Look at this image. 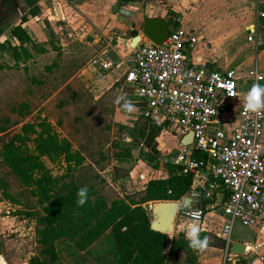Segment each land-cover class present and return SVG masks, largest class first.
Wrapping results in <instances>:
<instances>
[{
  "label": "rangeland",
  "instance_id": "374dc122",
  "mask_svg": "<svg viewBox=\"0 0 264 264\" xmlns=\"http://www.w3.org/2000/svg\"><path fill=\"white\" fill-rule=\"evenodd\" d=\"M58 3V12L63 13L62 18L56 17L53 13L56 10L53 9L39 19L40 22L36 21L41 24L43 21L50 36V32H54V36L45 45L43 43L36 49L30 47L33 56L30 61L10 66L6 57H0V65L4 66L0 70V129L19 132L21 123L39 124L46 121L60 140H69L74 150L82 151L86 157L84 167L66 177L59 187L64 182L74 180L79 185H93L99 195L109 202L121 197L120 193L124 197H138L137 189L146 185L148 180L165 176L166 172L176 166L173 159L181 152L178 138L169 129L162 134L160 143L165 152L160 155V162L165 168L167 166L164 170L151 164L150 154L144 150L140 152L136 142L141 140V129L144 125L149 127V123L142 119L137 122L134 119L139 117L136 111L129 113V119L119 117V112L127 110L123 107L125 101H137L134 90L122 82L108 89L111 82L122 77L125 69L103 73L90 67L91 59L105 48L110 38H113L114 44L124 43L119 39L123 37L121 31L117 32V27L97 30L90 19L78 15L73 9H65L67 0H58ZM54 26L58 32L52 30ZM142 26L143 13L136 33L141 32ZM40 48L45 51L41 53ZM22 104L29 107L23 114L14 110ZM120 123L125 124L123 129ZM135 123L137 125L133 128ZM33 147L30 143L29 150H33ZM130 150H134V155L126 157ZM117 154L123 158L119 159ZM188 160V157L184 158L181 164L186 165ZM43 162L55 178L67 176L68 167L63 160L51 162L43 158ZM112 175L114 178L122 177V183L118 184L119 180L115 184ZM0 178L6 182L9 189L7 192L13 198H6L0 188L2 256L8 264H25L31 257L39 255L36 231L42 217L41 207L30 194L31 191L22 186L1 163ZM153 204L145 205L150 215ZM252 232L251 229L237 226L233 237L244 239L250 237ZM57 250L59 264H71V260L84 261L89 255L80 253L68 241L58 242ZM222 257L223 254L220 255V264ZM5 260L3 262L7 264ZM170 264H186L185 256H178Z\"/></svg>",
  "mask_w": 264,
  "mask_h": 264
},
{
  "label": "built area",
  "instance_id": "2783aa9c",
  "mask_svg": "<svg viewBox=\"0 0 264 264\" xmlns=\"http://www.w3.org/2000/svg\"><path fill=\"white\" fill-rule=\"evenodd\" d=\"M248 40L254 43V35ZM197 43L181 28L171 29L160 46L143 37L127 48L109 41L91 59L90 67L103 73L123 67V83L134 90L140 117L182 139L193 133L192 148L201 157L189 159L185 173L211 184L195 187L190 195L197 202H214L218 197L217 205L212 202L207 209L222 207L225 220L218 230L229 242L236 224H264V109L244 111V102H238V70H220L211 61L197 59ZM248 76L254 82L264 80L257 66ZM177 217L196 225L206 213L194 206L179 209Z\"/></svg>",
  "mask_w": 264,
  "mask_h": 264
},
{
  "label": "crops",
  "instance_id": "0c3cea01",
  "mask_svg": "<svg viewBox=\"0 0 264 264\" xmlns=\"http://www.w3.org/2000/svg\"><path fill=\"white\" fill-rule=\"evenodd\" d=\"M120 1L121 0H67V8L65 9H73L78 15L90 19V23H93L92 25H94L97 30L103 31L106 30V28L117 27L118 30L116 31H121L120 34L123 36L119 37V39L123 40L124 43L114 44L113 38H110L106 43L112 41L114 45L123 48L131 46L134 34L139 27L141 13H143V22L146 18H162L168 23L170 30L176 28L186 30L193 34L198 40L195 49V57L197 59L211 61L214 63L215 68L220 70H238V85L240 90L238 102L240 104L244 102L245 94L254 83L248 76V71L254 66H257L259 73L264 74V18H261V14H264V0H161L162 3H160V0H134L124 4H121ZM71 3L74 5H71ZM58 5V0H0V43L9 41L12 45L19 46V41L12 36L11 32L16 26L21 25L30 36L33 43L39 45L44 43L45 45L51 36L44 22L42 21L41 24L36 21L50 13L53 9L56 10L53 12L56 14V17L62 18L63 13L58 12ZM172 14L174 15L171 16ZM60 18L58 19L59 21ZM52 19L55 20L54 17ZM38 22H40V20ZM60 29H62V27H60ZM52 30L58 32L56 26H54ZM137 34L141 35V32ZM251 34L255 37L254 43L248 40ZM28 48L30 49V46H28ZM0 57H6L8 60L6 58L5 60L10 66L15 64L11 53L8 51H1ZM84 68L85 66L81 69V72ZM121 69H123V67L119 68V70ZM123 80L124 72L120 79H116L109 84L110 86L108 89L113 88L120 82L123 83ZM258 83L264 84V80ZM134 111L139 114L138 109L134 106L129 112H119V117L122 119L125 117L129 119L131 118L129 113H133ZM140 118L139 114V117L137 116L134 119L138 122ZM145 120L150 124L147 119ZM136 123L133 124V128L136 127ZM120 125L124 127L125 124L120 123ZM164 130L166 129H162L159 137L156 138L160 154L155 160H151V164H155V166L157 165L163 170L165 165L160 162L162 160L160 155L162 156L164 150L161 146L160 139L162 138ZM174 135L177 136L178 143L180 144L179 147L181 148L180 154L176 157L177 160L176 158L173 159L175 160L174 164L183 167L181 173H185L186 165L181 164L183 159L186 157L195 159L196 152L192 148L193 145L183 146L181 136L177 134ZM137 148H139L140 152L144 150L146 154H150L149 156H151V150L145 146V144L141 143ZM167 151L169 152L170 150H166V152ZM131 154L134 155V150H131ZM179 174L180 172L177 173V175ZM170 175L169 172H166L165 176L155 179H166L170 177ZM192 175L195 187H210L211 182H205L201 178L195 177L194 174ZM112 180L115 184L120 180L118 183L120 184L123 178L116 179L112 175ZM150 180H148V182ZM145 187L146 185H142L141 188L137 189V192H142ZM212 190L217 194L216 189L213 188ZM191 192L192 190L182 197L181 200L177 201L179 203V209L194 206L203 208L205 205L203 209L205 210L206 218L201 224L191 225L181 222L177 217L174 231L176 234L173 233L174 236L181 234L185 236L184 232L189 227L196 226L200 231L210 233L225 242L224 249L206 246L203 251H200L199 264H220L221 254H223L221 264H264V224L256 227H243L236 224L231 233L230 241H225L220 237V231L218 230L223 224V219L225 220V218L221 216L223 211L222 207H217L214 210L207 209V205L212 204L213 201H194L191 198ZM119 195L124 198L121 193ZM215 197L217 200H214L213 206H216L218 203V197L216 195ZM183 201H185V203ZM218 218H220V221H218ZM237 226L253 230L252 235L244 239H235L233 237V232ZM168 236L170 238L171 235ZM172 238H170V240ZM233 243L244 244L249 247V250L243 255L233 254L231 252ZM115 251V241L113 233L110 230L89 249L80 252L85 255L89 253L84 261L79 262L71 260L70 263L119 264L115 257ZM168 252L169 249H167L166 253ZM180 255L185 256L183 253H180L178 256ZM0 257L4 259L2 255H0ZM1 258L0 264H5L3 262L5 259L2 260ZM176 258H172L170 261ZM170 261L168 264H170ZM5 262L7 263L6 260ZM56 264H59V260Z\"/></svg>",
  "mask_w": 264,
  "mask_h": 264
},
{
  "label": "trees",
  "instance_id": "16d2710c",
  "mask_svg": "<svg viewBox=\"0 0 264 264\" xmlns=\"http://www.w3.org/2000/svg\"><path fill=\"white\" fill-rule=\"evenodd\" d=\"M131 1L134 0L120 2L124 4ZM11 34L20 45L14 46L9 41L0 43V52H10L15 66L28 62L33 57L28 46L36 49L39 44L33 43L21 25L16 26ZM51 35L54 36V33L51 32ZM39 51L42 53L45 50L40 48ZM3 68L4 66L0 65V70ZM130 104L132 107L137 105L136 102ZM14 110L23 114L29 107L22 104ZM126 112L129 111L123 113ZM140 119L148 124L144 117ZM20 125L19 132H8L7 128L0 129V163L22 186L31 191L30 194L37 199L41 207L42 217L36 231L39 255L31 257L28 264H56L59 260L58 242L68 241L76 250L84 252L110 230L113 233L115 257L117 259L118 256L119 264H168L180 253L185 254L186 264H199L200 251L191 249L184 235L174 236L170 240L168 235L152 230L151 215L145 206L157 201H179L195 188L193 175L181 173L183 167H173L169 172L170 177L166 179L150 180L145 189L138 192V197L132 195L117 197L109 202L99 195V191L93 185H79L72 180L70 183H62L59 187L66 177L84 167L86 157L83 152L75 151L69 140H60L46 121ZM148 125L149 127L144 125L141 129V140L136 142V145L144 143L150 148V160L153 161L160 154L156 138L159 137L162 128ZM30 143L34 145L33 150H29ZM130 156L131 150L126 157ZM195 156L201 157L198 152ZM117 157L123 158L121 154H117ZM43 158L51 162L63 160L68 167L67 176L55 178L44 164ZM80 187L88 188V198L83 205L76 202L77 189ZM0 188L6 198L13 199L7 192L8 186L2 178ZM226 199L225 197L223 201ZM199 235L201 238L207 237L208 247L225 248V242L216 236L204 231H200Z\"/></svg>",
  "mask_w": 264,
  "mask_h": 264
},
{
  "label": "water",
  "instance_id": "95a60500",
  "mask_svg": "<svg viewBox=\"0 0 264 264\" xmlns=\"http://www.w3.org/2000/svg\"><path fill=\"white\" fill-rule=\"evenodd\" d=\"M170 33L168 23L162 18H146L141 27V35L135 33L131 46L135 47L143 38L150 41L155 46H160L166 41ZM183 146H192L194 143L193 133H189L182 139ZM179 212V203L177 201H157L154 202L151 209V228L153 231L172 235L175 231V224ZM249 247L240 243H233L231 252L237 255H243Z\"/></svg>",
  "mask_w": 264,
  "mask_h": 264
},
{
  "label": "clouds",
  "instance_id": "9594fccd",
  "mask_svg": "<svg viewBox=\"0 0 264 264\" xmlns=\"http://www.w3.org/2000/svg\"><path fill=\"white\" fill-rule=\"evenodd\" d=\"M121 98H118V100ZM123 107L128 111L132 110V105L125 101ZM264 109V84L254 82L244 96V111L258 113ZM77 204L83 205L88 198V188L80 187L77 189ZM200 229L196 226L189 227L185 232V239L188 246L196 251H203L208 243L207 237L201 238Z\"/></svg>",
  "mask_w": 264,
  "mask_h": 264
}]
</instances>
